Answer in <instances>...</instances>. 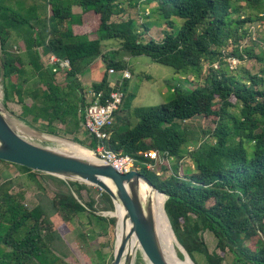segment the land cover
<instances>
[{
    "label": "trees",
    "instance_id": "1",
    "mask_svg": "<svg viewBox=\"0 0 264 264\" xmlns=\"http://www.w3.org/2000/svg\"><path fill=\"white\" fill-rule=\"evenodd\" d=\"M142 3L156 4L171 27L165 30L162 40L151 37L144 41L146 23V29L139 31L133 18H115L128 8L139 10ZM243 4L256 11L264 8V0H44L28 16L0 1L3 103L6 107L10 103L21 104L35 122L39 118L46 120L43 129L49 133L57 132L56 121L78 127V113L91 102V91L112 90L109 70L128 67L127 59L114 55L119 50L131 56L147 55L176 72H190L198 78L204 74L203 62L211 64L204 84L191 89L178 85L172 100L135 108L138 121L134 125L127 118L122 116L121 122L118 117L109 137L102 141L110 150L132 155L140 172L168 196L165 210L178 240L192 259L199 252L207 264L227 263L225 255L209 250L202 235L204 230L214 233L217 247L224 254L234 255L232 264H264V76L245 71V80L229 68L225 59L234 55L245 60L247 52L250 57L264 60V55H251L248 46H241L248 32L244 26L255 20L251 15L232 17ZM74 6L81 7V11ZM174 16L183 21L177 30ZM90 17L98 24L97 38H91L83 28ZM76 25L82 26L80 33L75 32ZM14 34L25 42L27 57L10 46ZM108 39H117L119 48H109ZM230 44L233 49L226 53L224 49ZM50 52L70 60L71 68L63 71L64 76L60 75L62 71L54 72L52 65L45 64L43 55ZM217 61L219 68L212 65ZM93 63L107 67L101 80L94 81L88 91L80 74ZM236 107L240 115L234 112ZM123 110L121 105L116 113ZM200 115L214 116L215 127L202 130L198 144L189 152L196 172L182 178L177 163L170 175H158L155 168L149 169L145 163L151 160L150 150L167 151L181 160L189 131L179 121ZM97 144L91 136L88 146L95 149ZM15 165L33 176H45ZM69 183L88 187L79 181ZM11 184L8 180L0 183V264H71L63 255L44 259L54 245L57 231L48 224L52 221L45 207L26 206L24 193L14 191ZM97 190L108 209L113 210L110 195ZM60 196L55 215L65 222L83 214L87 207L96 212L94 198L83 204L71 193ZM95 216L111 223L116 221ZM181 257L184 259V255Z\"/></svg>",
    "mask_w": 264,
    "mask_h": 264
},
{
    "label": "rangeland",
    "instance_id": "2",
    "mask_svg": "<svg viewBox=\"0 0 264 264\" xmlns=\"http://www.w3.org/2000/svg\"><path fill=\"white\" fill-rule=\"evenodd\" d=\"M0 1L18 9L25 15L31 16L33 11H36L34 6L37 5L38 7L42 5L43 0ZM74 8L77 11H81V7L79 6H74ZM139 10L136 8H128L125 12L115 16V18H133L136 22L137 30L139 31L145 27L144 24L146 23V27H148V29L146 30L144 41L151 37L157 40H162L165 36V30H169L171 27L166 24L165 18L162 16L158 6L156 4L142 3L139 6ZM260 12H263V14ZM248 15L255 17V20L251 23H247L244 26V29H246L248 32L245 36V40L242 41L241 46L242 48L248 46L251 50V55H264V8L260 11H256L243 4L241 11L232 14V17L241 18ZM173 19L176 21L174 30H177L182 25L183 21L176 16H174ZM97 25V22H94V19L90 17V19L86 18V23L83 25V28L90 33L91 38H97ZM77 26L78 25L75 26V29L82 31L83 28H79V26ZM20 38V36L14 34V37L12 38L13 41H11L12 45L10 46L13 47L14 45H17L19 48H23L22 46L25 45V42L21 43L23 40ZM107 44L109 48H119V41L117 39H108ZM19 48H17V50ZM232 49L233 47L230 44V46L227 49H224V51L229 53L232 51ZM114 55L118 59H127V69L132 73L131 78L124 79L122 77L123 71L117 73L109 72V80H119L117 86L125 93L124 101L122 103L124 110L118 114L116 113L117 123L118 119H121L123 116L127 118V120L132 125H134L138 121V118L133 113L135 108L158 105L172 100L175 97L174 89L178 85L185 88L190 87L189 89H191V87L204 84L211 68V64L208 61H204V74L201 78H198L190 72H176L173 67L156 62L147 55L131 56L130 54H127L121 50H119L117 54ZM244 55L246 57L245 60H239L237 66L233 68L234 73L239 77L245 78V80L247 79L244 77L245 71L248 73H257L264 76V60L250 57L249 53L247 52H244ZM215 64L220 66L218 62ZM227 65L230 66L228 63ZM106 67L107 66L104 63H93L83 71L85 72L88 71L89 68H92L89 70V72H82L81 78L84 79V82L86 83L84 86L87 90L91 89L92 86L89 84L90 82L87 81V77H93L95 82L100 81L103 77V72L106 70ZM216 68L219 67L217 66ZM64 74L65 73L62 71L60 75L64 76ZM62 76L59 78L63 79ZM62 84L65 85L64 83ZM3 94L0 72V100L2 103L4 102ZM27 101H30L29 97ZM6 108L9 112L8 115L10 120L16 129L23 136L38 144L64 150L61 149L63 148V145H61L59 142L44 137L45 135H53L62 139H69L78 142L92 150V148L88 146V142L91 140V135L83 130L82 123L80 126L76 127L71 123L67 125L61 121H56L54 126L56 127L57 132L49 133L43 129L45 124H47V121L41 120L39 118V120L35 122L32 116L26 115V111L23 109L21 104L10 103L9 107ZM233 110L237 115H240L238 107L233 108ZM79 115L80 113H78V117ZM25 119H28L30 122H32V124L28 123ZM179 122L183 123L189 131V140L182 146L183 157L178 161L177 156H174L173 160L169 162L170 164H166L164 166L160 165L158 169L161 173L165 172V174L170 175L177 163L179 164L178 174L183 178L196 172L195 164L191 156H189V152L198 144L197 142L200 140L202 130L214 129L215 117L200 115L190 120ZM209 140L213 141V138H209ZM7 180L12 181L11 185L14 191L24 193L23 202L26 206L33 208L38 204H42L49 213L48 218H50L52 223L48 222V224L50 226L52 225L56 229L57 233L56 237L54 238V245L51 247V250H48L46 255L43 256L45 260L50 259V256L52 258L54 255H63L71 264H110L112 262L116 247V229L118 218L110 214V211L116 212L117 208L115 209L114 206L113 210L108 209L106 202L102 199L99 191L97 190V188L100 189L99 187L86 183L88 187L81 188L78 187L77 184L71 185L69 183L70 181L78 180L61 177L55 178L46 174L45 176H33L29 171L21 169L13 163L1 161L0 183ZM79 182L84 183L82 181ZM70 193L73 194L74 197L83 204H86L91 198H94L96 200L94 206L96 208V212L89 210L87 207L83 214H77L72 221H63L61 216L58 214L55 215L56 207L61 202L60 195H68ZM1 202L2 197L0 195V203ZM52 210L54 211V214ZM95 215H103L107 218H115L116 221L115 223H111L108 220H101ZM48 224L46 223V225ZM26 227L21 230V233H25ZM202 235L211 252H218L221 255H225V262L227 264L233 263L234 255L230 252L224 254L225 252L217 247V238L212 231L204 230ZM178 242L180 244L179 240ZM250 244H252V240L250 241ZM177 249L178 254L181 257V255H183L181 251L184 248L180 244L179 246L177 245ZM184 260L190 264H193V262L188 257L184 258ZM193 260L195 264H207L205 256L199 252L195 253V259ZM131 264L148 263L141 251L138 250L134 259H132Z\"/></svg>",
    "mask_w": 264,
    "mask_h": 264
},
{
    "label": "water",
    "instance_id": "3",
    "mask_svg": "<svg viewBox=\"0 0 264 264\" xmlns=\"http://www.w3.org/2000/svg\"><path fill=\"white\" fill-rule=\"evenodd\" d=\"M8 113L0 100V159L45 174L95 185L110 195L115 209L119 204L123 206L125 215L122 223L124 228H127L129 223V229L120 245L115 247L110 264L121 263L127 252L128 242L134 235L139 242L141 253L146 255L151 264H172L162 247L153 196L142 194L141 183L150 186L151 195L158 193L164 195L165 201L168 196L160 192L138 167H134L128 173H121L94 149L92 151L97 159L38 144L16 129ZM182 247L184 248L183 245ZM181 252L184 258L188 257L195 264L185 248ZM132 259L133 256L127 254L126 264H131Z\"/></svg>",
    "mask_w": 264,
    "mask_h": 264
},
{
    "label": "built area",
    "instance_id": "4",
    "mask_svg": "<svg viewBox=\"0 0 264 264\" xmlns=\"http://www.w3.org/2000/svg\"><path fill=\"white\" fill-rule=\"evenodd\" d=\"M225 59L231 69L235 68L240 60L234 55L227 56ZM43 60L46 65H52L53 71L57 73L71 68V63L68 58L62 59L54 53H50L46 59L43 58ZM217 66L219 67V65L215 64L214 67ZM121 71H123L122 77L124 79L132 77V73L128 69ZM121 71L114 70L113 68L109 70L111 73ZM118 81L119 80L111 81L110 84L112 86V90L109 93H106L103 90L91 91L89 94L91 102L80 110L79 113L84 131L89 133L98 141L94 151L105 161L111 163L119 172L128 173L134 169V167H138L136 165V159L130 154H122L110 150L106 148L102 142L104 139L109 137L111 130L116 123V112L120 109L125 97V93L117 86ZM148 155L151 157V160L148 162L146 161L145 164L149 169L155 168L158 175L161 174L157 168L158 165H168L174 158V156L170 155L167 151L161 152L159 150H150Z\"/></svg>",
    "mask_w": 264,
    "mask_h": 264
},
{
    "label": "bare ground",
    "instance_id": "5",
    "mask_svg": "<svg viewBox=\"0 0 264 264\" xmlns=\"http://www.w3.org/2000/svg\"><path fill=\"white\" fill-rule=\"evenodd\" d=\"M44 137L59 142L61 145H63V148L61 149H64L66 152L74 153L76 155L87 157L90 159H97V157L95 156L92 150H90L88 147L78 142H75L69 139H62V138H59L53 135H45ZM83 151H86V152H83ZM150 189L151 188L149 185L143 182L141 183L142 194H144L145 196H148V195L153 196V199L155 202L156 220H157L158 230L160 233L162 247L164 249V253L167 259L172 264H190L186 262L184 259H182L178 254L177 245L179 246L180 244L177 240L174 229L171 225L170 218L165 210V206H164L165 196L159 193L151 195L152 193ZM110 214L118 218L117 229H116V246H119L122 241V238L126 234V231L129 229V223H127V228H124L122 222H123V218L125 215V210L123 206H121L120 204L117 205V211L116 212L110 211ZM140 249L141 248H140V245H139V242L136 236L135 235L132 236L127 245V252L122 257L120 264H126L127 254H130L131 256H133V259H134L137 251ZM143 256L145 260L147 261V263L151 264V262L148 260L146 255L144 254Z\"/></svg>",
    "mask_w": 264,
    "mask_h": 264
},
{
    "label": "crops",
    "instance_id": "6",
    "mask_svg": "<svg viewBox=\"0 0 264 264\" xmlns=\"http://www.w3.org/2000/svg\"><path fill=\"white\" fill-rule=\"evenodd\" d=\"M43 2H44V0L42 1V3H43ZM49 10H50V8H49ZM84 16H86V15H84ZM78 26H79V28L82 27V26H80V25H78ZM78 26H77V27H78ZM74 30H75V32H78V33L80 32L79 29H75V26H74ZM86 31H87V30L85 29V32H86ZM87 32H88V31H87ZM89 36H90V34H89ZM11 41H13V40L11 39ZM11 41H10V42H11ZM23 42H24V41H22L21 43H23ZM14 47H15V48H19L17 45H14ZM22 47H23V48H19L17 51H18L20 54H24V55L27 57V51H26V47H25V45H23ZM50 53H53V52H50ZM50 53H46V54H44V55H43V58L46 59V57H47ZM90 69H92V68H89L88 71H85V72H83V73H87V72H89ZM81 74H82V73H81ZM81 74H80V78H81ZM87 79H88L87 81L90 82L89 84L92 85V83L94 82L93 77L90 76V78L87 77ZM33 80H34V78H33ZM81 80H82L83 84H86V83L84 82V79L81 78ZM110 81H113V80H110ZM85 88H86V87H85ZM88 91H91V89H89ZM3 95H4V94H3ZM79 119H80V124H79V126H80L81 123H82V121H81V116H80V115H79ZM77 129H79V128H77ZM83 130H84V129H83ZM47 175H49V174H47ZM52 177H55V178H56V177H58V176H54V175H52Z\"/></svg>",
    "mask_w": 264,
    "mask_h": 264
}]
</instances>
